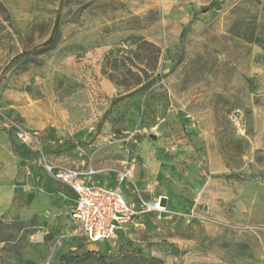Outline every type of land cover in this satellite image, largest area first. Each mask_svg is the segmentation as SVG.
<instances>
[{
  "label": "rangeland",
  "instance_id": "1",
  "mask_svg": "<svg viewBox=\"0 0 264 264\" xmlns=\"http://www.w3.org/2000/svg\"><path fill=\"white\" fill-rule=\"evenodd\" d=\"M40 158L85 160L168 211L90 241ZM87 251V264H264V0H60L24 33L0 0V264Z\"/></svg>",
  "mask_w": 264,
  "mask_h": 264
},
{
  "label": "built area",
  "instance_id": "2",
  "mask_svg": "<svg viewBox=\"0 0 264 264\" xmlns=\"http://www.w3.org/2000/svg\"><path fill=\"white\" fill-rule=\"evenodd\" d=\"M15 140L25 146H37V134L22 129L13 132ZM80 166H64L39 159L44 172L54 179L67 184L75 193L74 204L70 211L71 219L77 224L81 233L90 241L98 242L111 239L117 231L144 213H164L167 206L164 197L154 195L140 199L137 204L127 201L120 189L108 188L90 180L94 173L91 163L79 161ZM83 167V168H82ZM131 170L119 173V180L130 178Z\"/></svg>",
  "mask_w": 264,
  "mask_h": 264
},
{
  "label": "crops",
  "instance_id": "3",
  "mask_svg": "<svg viewBox=\"0 0 264 264\" xmlns=\"http://www.w3.org/2000/svg\"><path fill=\"white\" fill-rule=\"evenodd\" d=\"M1 1H2V4L4 5L6 11L8 12V15L10 17V21H11L13 28L20 33H24L26 31H28L30 29V27L37 22L48 21V20L53 19L56 16V13H57L58 7H59V2H60V0H1ZM12 137L15 140L13 135H12ZM77 166H80V164H78V162L75 163L72 167H77ZM40 168H41V170H43V168L41 166H40ZM43 172H44V170H43ZM96 173L97 172L94 169V173L90 176V180L96 182L97 184L108 187V188L120 189L117 186H110V185H106V184H102L100 182H97L94 179V176L96 175ZM64 185H66L68 187V188L66 187V189H65L66 193H68V194L72 193L71 198H72L73 204H74V200H75L74 191L67 184H64ZM123 195H124V193H123ZM125 198H126V196H125ZM165 200H166V198H164L163 203L166 204V206H167V202ZM127 201H128V199H127ZM73 204H72V206H73ZM72 206H71V208H72ZM129 225H131V224H127L126 226H129ZM121 230H118L117 233H119Z\"/></svg>",
  "mask_w": 264,
  "mask_h": 264
},
{
  "label": "trees",
  "instance_id": "4",
  "mask_svg": "<svg viewBox=\"0 0 264 264\" xmlns=\"http://www.w3.org/2000/svg\"><path fill=\"white\" fill-rule=\"evenodd\" d=\"M95 252L87 251L81 255H70L68 257L67 264L74 263V264H87L86 262H92V259H97Z\"/></svg>",
  "mask_w": 264,
  "mask_h": 264
},
{
  "label": "water",
  "instance_id": "5",
  "mask_svg": "<svg viewBox=\"0 0 264 264\" xmlns=\"http://www.w3.org/2000/svg\"><path fill=\"white\" fill-rule=\"evenodd\" d=\"M80 11H81V9L79 8V9H77V11L72 15V17H71V20H72V21H76V20L78 19L79 14H80Z\"/></svg>",
  "mask_w": 264,
  "mask_h": 264
}]
</instances>
